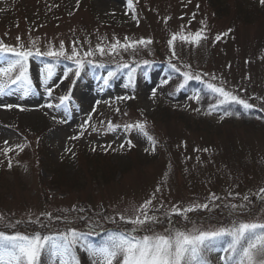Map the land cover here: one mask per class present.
<instances>
[{"label":"rangeland","instance_id":"1","mask_svg":"<svg viewBox=\"0 0 264 264\" xmlns=\"http://www.w3.org/2000/svg\"><path fill=\"white\" fill-rule=\"evenodd\" d=\"M237 1L0 0V264H264V16Z\"/></svg>","mask_w":264,"mask_h":264},{"label":"trees","instance_id":"2","mask_svg":"<svg viewBox=\"0 0 264 264\" xmlns=\"http://www.w3.org/2000/svg\"><path fill=\"white\" fill-rule=\"evenodd\" d=\"M206 4L208 5V7L210 8V10L212 11V13L217 17V18H222L224 16H226L229 13V6L228 3L226 2V0H205ZM235 15L236 18L240 21H242L245 24H249L250 22L253 23V19H257L259 17H263L264 16V0H262V5L259 9H257L255 7L254 4L251 3H244V0H238L237 4H236V8H235ZM199 97H203L204 100L201 98V108H205V102H207V98L204 97V94L201 93L199 95ZM228 111V109L226 110ZM248 119L245 118V120ZM179 120L183 123H185L186 128H188V123H187V119L186 117H183L182 115L179 116ZM203 120V119H201ZM250 120L245 121V123H248ZM87 157H89L88 159H86L88 162L92 160L96 161V167L100 168L101 166V173L103 178H112L114 171L111 170V167L109 164L102 162V159L104 158V154L102 153H92L90 155H88ZM91 158V159H90ZM58 180H55V182ZM61 181H63L61 179ZM58 183V182H57ZM65 184V183H64ZM52 225L54 226V228L56 227H60L61 223H52ZM62 226V225H61ZM14 231H24V230H28V231H32L34 232V234H39V236H44L47 234V232L45 231V229H43L42 226L36 225L35 223L32 222H25L22 224L18 225V228L13 229ZM52 230V229H51ZM55 244H60L59 242L55 243ZM40 264H50V253H49V249L48 250H44V252L42 253L41 257H40Z\"/></svg>","mask_w":264,"mask_h":264}]
</instances>
